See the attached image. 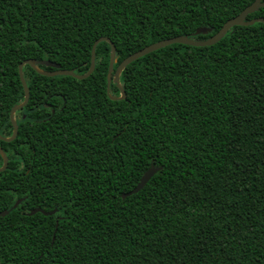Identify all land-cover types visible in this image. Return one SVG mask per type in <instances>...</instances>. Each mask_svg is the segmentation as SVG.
Segmentation results:
<instances>
[{
  "label": "trees",
  "instance_id": "16d2710c",
  "mask_svg": "<svg viewBox=\"0 0 264 264\" xmlns=\"http://www.w3.org/2000/svg\"><path fill=\"white\" fill-rule=\"evenodd\" d=\"M253 1L0 0V135L25 98L23 60L83 74L106 36L115 70L156 41L208 39ZM111 52L100 41L83 79L22 67L30 97L0 139V263L264 264V23L139 57L125 98L107 92Z\"/></svg>",
  "mask_w": 264,
  "mask_h": 264
},
{
  "label": "water",
  "instance_id": "95a60500",
  "mask_svg": "<svg viewBox=\"0 0 264 264\" xmlns=\"http://www.w3.org/2000/svg\"><path fill=\"white\" fill-rule=\"evenodd\" d=\"M264 6V1L262 0H254L251 4H249L248 6H246L239 14L229 18L224 24L223 26L215 33L213 34L210 38L205 39V40H199V39H195L187 34H181V35H177V36H173V37H169V38H165L159 41H156L154 43H151L149 45H146L145 47L131 53L129 56H127L126 58H124L116 67L115 70H113L114 68V63H115V59H116V46L115 44L110 40L109 37L106 36H101L98 39L95 40L93 47H92V53H91V63H90V67L88 69L87 72L83 73V74H77L75 73L74 70L72 69H67V68H62L61 64L53 61V60H49V59H33V58H28L23 60L20 64H19V75H20V79L21 82L23 84V88H24V92H25V98L23 100V102H21L20 104H16L15 106H13V108L11 109V121L13 124V133L11 136L9 137H5L0 135V139H6V140H12L14 139L17 134H18V129L19 126L17 124V120L15 117V112L21 108L22 106H24L30 97V89L28 87L27 81L25 80V77L23 75L22 72V67L25 64H29L30 66H32L33 68H35L36 70H38L39 72L43 73V74H47V75H57V74H65V75H71V76H75L79 79H83L88 77L95 69V48L96 45L103 40L109 41L111 46H112V52H111V57H110V63H109V69H108V81H107V92H110V85L112 82H114L120 89V95L119 96H112L110 95L112 98H125L126 97V91L123 89L121 82H120V75L121 72L123 71V69L132 61L138 59L139 57L152 52L158 48L164 47L166 45H169L171 43H183V44H189V45H195V46H202V45H212L215 44L216 42H218L225 34L226 32L233 27L234 25H250L253 24L255 22H263L264 23V17L262 16H257V17H253L251 19H248L247 16L250 13H253L255 11H257L260 7ZM209 31V28L206 27H199L196 30V34L199 33H206ZM38 64H42V65H46V66H51L54 67L53 70H43L41 69ZM0 153L4 159L3 165L0 166V171L4 170L8 164V156L6 154V152L4 151V149L0 146ZM162 169V165L156 166L154 164H152L145 172L144 174L141 176L139 182L136 184V186H134L131 190L124 192L122 194V197L125 198L131 194L137 193L138 191H140L148 182V180L158 171ZM23 198H19L16 200L15 204L13 205V207L17 206L20 201ZM42 212L43 214L46 215H51L54 214L57 211V208H54L52 210H45L41 207H35L33 209H31L28 214H34L36 212ZM9 212V210L5 209V210H1L0 211V216H4ZM57 226H58V221L56 223V228H55V232L57 230ZM55 239V233L53 235V240ZM3 264V263H0Z\"/></svg>",
  "mask_w": 264,
  "mask_h": 264
}]
</instances>
